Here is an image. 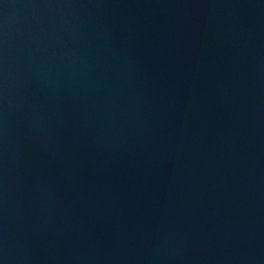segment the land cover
I'll list each match as a JSON object with an SVG mask.
<instances>
[{
    "label": "water",
    "instance_id": "water-1",
    "mask_svg": "<svg viewBox=\"0 0 264 264\" xmlns=\"http://www.w3.org/2000/svg\"><path fill=\"white\" fill-rule=\"evenodd\" d=\"M0 264H264V0H0Z\"/></svg>",
    "mask_w": 264,
    "mask_h": 264
}]
</instances>
